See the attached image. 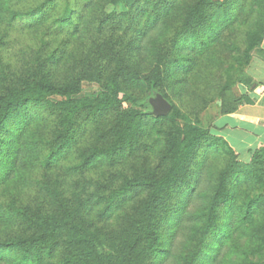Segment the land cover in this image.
<instances>
[{"label":"trees","instance_id":"1","mask_svg":"<svg viewBox=\"0 0 264 264\" xmlns=\"http://www.w3.org/2000/svg\"><path fill=\"white\" fill-rule=\"evenodd\" d=\"M82 1L0 0V264H264V146L241 161L169 92L195 94L200 63L224 64L227 102L200 110L251 103L232 88L262 90L243 68L264 0H97L91 51L65 75L44 34L8 59L22 29L66 42ZM84 81L102 90L77 96ZM154 93L166 116L150 113Z\"/></svg>","mask_w":264,"mask_h":264},{"label":"rangeland","instance_id":"2","mask_svg":"<svg viewBox=\"0 0 264 264\" xmlns=\"http://www.w3.org/2000/svg\"><path fill=\"white\" fill-rule=\"evenodd\" d=\"M36 1V0H32ZM39 2H42L44 0H38ZM97 0H94L92 5L87 9L80 17L81 20V28L78 32H71L69 34H66V42L65 39H63V34L57 32H50L47 34L46 30L38 28L37 26H34L30 29H22L18 32L19 37L17 36L15 41L12 43L9 51L10 55L8 59L13 64H18L20 59L19 57H12V54L19 53L24 48L29 51L30 48H34L37 45V42L42 44V35L44 34V41L50 42V47H53L57 50L58 56L61 61V66L58 69L59 74H66V70L69 66L75 65L78 61H83V58L85 54L89 51H91V43L94 40L93 35L89 32L88 29L84 31L83 34V26L85 24L88 15L93 13L92 11L93 7L95 6ZM80 7L85 8L84 3L82 0H80ZM113 7L109 6L107 10L112 9ZM116 10V9H115ZM83 34V35H81ZM118 58V56H117ZM120 58V56H119ZM138 58V57H137ZM136 58V59H137ZM138 61L140 63H145L148 61L147 54L142 55L140 58H138ZM210 67L209 64H203L200 63V68L207 71V77L202 79L197 85L195 89V94H190L189 91L184 90L183 84H179L177 88H171L169 92L172 94L173 89L180 90L182 92V96H179V100L181 102H184V107L182 106V110L185 111L190 115L191 118L197 119L200 118L203 125L209 129L210 126V120L206 118L205 111L208 109V106L205 110H200L204 103V98H207L208 96L212 97V100L223 98V102H227L225 99L227 96L226 91L220 92L221 86L226 82V77L223 73L225 65H221L218 70L213 71L212 67H210L209 70L207 68ZM236 76L233 74L232 78ZM231 80L229 81V84L231 85ZM207 82V84H206ZM102 90L101 84L95 82V81H84L82 83L81 91L77 96H93L97 93H99ZM135 92L138 96H146L147 92L140 91V88H135ZM173 102L175 104H179L177 99H173ZM213 105V104H212ZM229 107V106H228ZM201 111V112H200ZM199 114V115H198ZM168 124V123H167ZM157 155L154 157L156 159ZM243 157V156H241ZM212 164L214 167H218L221 164V160L215 156L211 157ZM216 169V168H215Z\"/></svg>","mask_w":264,"mask_h":264},{"label":"crops","instance_id":"3","mask_svg":"<svg viewBox=\"0 0 264 264\" xmlns=\"http://www.w3.org/2000/svg\"><path fill=\"white\" fill-rule=\"evenodd\" d=\"M250 56L243 72L261 84L262 90L250 91L236 82L232 93L237 97L248 96L251 103H242L235 111L221 114L217 102L205 111L210 120L209 132L224 138L243 162L250 160L251 151L264 146V40L250 52Z\"/></svg>","mask_w":264,"mask_h":264},{"label":"water","instance_id":"4","mask_svg":"<svg viewBox=\"0 0 264 264\" xmlns=\"http://www.w3.org/2000/svg\"><path fill=\"white\" fill-rule=\"evenodd\" d=\"M148 103L151 107L150 113L156 117L166 116L171 109L170 103L160 93H154L149 97Z\"/></svg>","mask_w":264,"mask_h":264}]
</instances>
